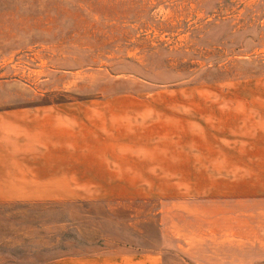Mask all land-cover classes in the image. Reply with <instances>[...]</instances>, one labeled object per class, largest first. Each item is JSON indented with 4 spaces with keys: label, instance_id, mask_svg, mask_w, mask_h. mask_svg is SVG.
I'll use <instances>...</instances> for the list:
<instances>
[{
    "label": "rangeland",
    "instance_id": "1",
    "mask_svg": "<svg viewBox=\"0 0 264 264\" xmlns=\"http://www.w3.org/2000/svg\"><path fill=\"white\" fill-rule=\"evenodd\" d=\"M21 106L54 109L81 183L0 203V264H264V0H0V109Z\"/></svg>",
    "mask_w": 264,
    "mask_h": 264
},
{
    "label": "crops",
    "instance_id": "2",
    "mask_svg": "<svg viewBox=\"0 0 264 264\" xmlns=\"http://www.w3.org/2000/svg\"><path fill=\"white\" fill-rule=\"evenodd\" d=\"M54 126V109L22 106L0 109L1 204L55 201L69 191L66 185L81 183L72 179V148H55ZM161 261L158 252L122 244L111 250L65 254L47 264H161Z\"/></svg>",
    "mask_w": 264,
    "mask_h": 264
}]
</instances>
